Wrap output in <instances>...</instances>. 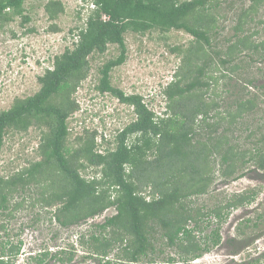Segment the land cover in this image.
Instances as JSON below:
<instances>
[{
    "label": "trees",
    "instance_id": "obj_1",
    "mask_svg": "<svg viewBox=\"0 0 264 264\" xmlns=\"http://www.w3.org/2000/svg\"><path fill=\"white\" fill-rule=\"evenodd\" d=\"M26 1L0 0V27L16 17L22 19V26L28 23ZM85 1L92 7L86 17L82 11L78 14L84 23L77 30V41L56 56L53 67L38 78L39 90L32 96L15 98L9 109L0 110V152L10 133H26L34 127L41 134L39 159L12 176L0 175V212L12 217L26 199L14 203L12 209L15 196L32 188L39 190L40 197L31 200V207L39 203L44 207L58 206L54 218L61 227L86 223L116 207V215L105 217L103 223L93 224L79 235L80 243L89 252L84 257L101 264H139L149 256L147 264H176L178 257L182 264H190L210 253L222 240L219 228L198 235L203 232V219L212 215L222 223L225 213L253 202L257 195L241 193L207 214L194 210L187 201L210 191L215 154L220 156L221 174L226 178L236 174L238 162L247 156V152L226 146L228 137L218 133L219 120L210 121L211 117H225L218 109L219 102L208 94L212 91L217 95L221 80L227 77L220 74L221 69L237 57L251 51L264 57V39L255 40L259 30L249 28L264 8V0H250V5L241 9L234 30L243 34L235 35L226 50L219 49L216 43L220 0ZM44 10L51 21H56L66 8L61 0H47ZM52 29L58 30L54 25ZM172 30L185 32L192 39L185 46L171 48L182 57L181 66L176 79L161 91L166 105L158 114L150 109L144 96L128 95L114 87L111 75L127 61L128 34L145 36L152 31L165 34ZM110 45L117 46L120 54L99 68L96 88L131 107L135 119L118 132L116 147L104 153L99 151L96 130H87L71 142L69 119L81 110L77 94L92 73V59L104 55ZM223 55L226 58L222 59ZM238 68L232 65L229 70L235 72ZM254 105L250 99L238 103L236 111L230 113L232 122L250 113ZM260 140L264 141V135ZM249 155V161L264 170V144L256 152L249 151ZM88 168L95 171L92 178L83 174ZM209 225L210 222L206 228ZM257 227L258 224L253 226ZM162 240L165 249L161 247L159 252L156 244ZM125 242L128 244L119 255L122 259L111 260L110 254ZM9 244V255L0 250V264H11L12 257L20 251L19 244ZM166 249L176 255L159 263L157 259ZM49 254L45 252L36 261L43 264ZM52 258L69 263L75 253L63 249Z\"/></svg>",
    "mask_w": 264,
    "mask_h": 264
},
{
    "label": "rangeland",
    "instance_id": "obj_2",
    "mask_svg": "<svg viewBox=\"0 0 264 264\" xmlns=\"http://www.w3.org/2000/svg\"><path fill=\"white\" fill-rule=\"evenodd\" d=\"M61 1L66 11L56 21H51L45 13L44 5L47 0H27L25 8L30 17L29 22L22 26V19L16 17L0 27V110L9 109L15 98L35 94L40 88L38 78L46 69L53 67L56 56L61 55L67 47H72L77 41V30L84 23L78 14L82 11V16L86 17V12L92 5L85 0ZM220 1L221 20L216 43L220 45L219 49L226 50L229 43L235 40V35L243 34L236 32L234 27L241 9L245 5L249 6L251 2ZM260 20H263V23L259 24ZM53 25L57 26L58 30H53ZM249 28L253 31L259 30L255 40L264 39V8ZM191 39L189 34L176 30L165 34L152 31L145 36L128 34L127 61L112 71V85L128 95L136 93L144 96L150 109L158 114L163 113L166 99L161 91L176 79L175 74L182 60L180 54L171 48L185 46ZM119 54L118 47L110 45L104 55L92 59V73L77 94L81 110L69 119L71 142H74L76 136L84 135L87 130H96L99 151L105 153L108 148L116 147L115 138L118 132L135 119L131 107L96 88L100 82L99 68ZM245 54L237 57L232 64L226 66L227 68L221 69L220 74L225 73L227 77L221 80L217 95L210 91L208 97L219 102L218 109L222 117H225H211L210 121L219 120L218 133H225L222 135L228 137L226 146H234L240 153L247 152V156L238 162L236 174L226 178L221 174L223 168L219 164L220 156L215 154L212 157L215 168L214 181L210 191L205 195L191 197L187 201L194 210L201 209L207 214L212 208L234 199L241 193L256 192L257 195L253 202L231 209L229 214L225 213L222 223L212 215L203 219L200 224L203 232L198 235L210 234L213 229L219 228L222 240L210 253L190 264H250L257 260L264 261V218H261L264 216V170L258 169L253 161H249V151L256 152L264 144V141L260 140L264 135V57L260 58L252 51L247 52V56ZM221 58L226 57L223 55ZM214 59L216 62L220 61L216 56ZM232 65L239 68L231 72L229 69ZM248 99L254 101V109L232 122L230 113L236 111L238 103ZM211 115H214V111ZM40 139L41 134L34 127L26 133L8 134L0 152V175L12 176L28 166L31 161L38 160ZM243 160L248 162L243 163ZM94 173L93 169L88 168L83 174L92 178ZM37 197H40L39 190L32 188L31 191L15 196L10 205L12 209L14 203L26 199L21 208L14 211L12 217H4L0 212V250L4 249L9 255V243L20 245V251L16 257H12L11 264H40L36 259H40L45 252L50 254L45 257L43 264H101L84 257L89 252L80 243L79 235L89 231L91 225L102 223L103 220L89 219L86 223L61 227L54 218L58 206L44 207L39 203L36 207H31V200ZM110 213L112 215V211ZM209 222L210 225L206 228ZM255 224L259 227L253 228ZM193 226L194 224H190L191 228ZM163 242L165 241L156 244L157 251L160 252L161 247L165 249L161 244ZM127 244L125 242L122 246L118 245L110 254V259H122L119 255L122 247ZM63 249L75 253L72 262L62 263L52 258L53 254L56 255ZM175 255V251L166 249L157 261L164 262ZM150 257L143 259L139 264H147ZM176 264H182L178 257Z\"/></svg>",
    "mask_w": 264,
    "mask_h": 264
},
{
    "label": "water",
    "instance_id": "obj_3",
    "mask_svg": "<svg viewBox=\"0 0 264 264\" xmlns=\"http://www.w3.org/2000/svg\"><path fill=\"white\" fill-rule=\"evenodd\" d=\"M113 209H115V208H113ZM111 211H112V215H114V212H115V211H116V214L118 213L116 209H115V211H113L112 209H109V211H107V213H106V216H110V215H111V213H110ZM106 216H105V217H106ZM105 217H104V218H105ZM104 218H103L102 220H104Z\"/></svg>",
    "mask_w": 264,
    "mask_h": 264
},
{
    "label": "clouds",
    "instance_id": "obj_4",
    "mask_svg": "<svg viewBox=\"0 0 264 264\" xmlns=\"http://www.w3.org/2000/svg\"><path fill=\"white\" fill-rule=\"evenodd\" d=\"M113 208L116 209V207H111V208H109V209H113ZM109 209H108L107 211H109ZM115 209H114V211H115ZM107 211H106V212H107ZM115 212H116V211H115ZM103 215H104V214H103ZM103 215H102V216H103ZM114 215H116V214H114ZM114 215H110V216H114ZM102 216H98V217H96V218H94V219H98V218L103 219L104 217L102 218ZM106 217H109V216H106ZM104 220H105V218H104ZM104 220H103V221H104ZM102 223H103V222H102Z\"/></svg>",
    "mask_w": 264,
    "mask_h": 264
},
{
    "label": "built area",
    "instance_id": "obj_5",
    "mask_svg": "<svg viewBox=\"0 0 264 264\" xmlns=\"http://www.w3.org/2000/svg\"><path fill=\"white\" fill-rule=\"evenodd\" d=\"M106 213H107V212L104 213V215L102 216V218L106 216ZM93 220H94V219H93Z\"/></svg>",
    "mask_w": 264,
    "mask_h": 264
},
{
    "label": "flooded vegetation",
    "instance_id": "obj_6",
    "mask_svg": "<svg viewBox=\"0 0 264 264\" xmlns=\"http://www.w3.org/2000/svg\"><path fill=\"white\" fill-rule=\"evenodd\" d=\"M130 264H138V262H135V263L134 262H131Z\"/></svg>",
    "mask_w": 264,
    "mask_h": 264
}]
</instances>
